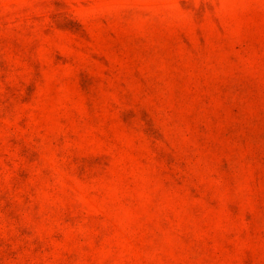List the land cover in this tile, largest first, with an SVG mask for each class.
<instances>
[{"label": "rangeland", "instance_id": "rangeland-1", "mask_svg": "<svg viewBox=\"0 0 264 264\" xmlns=\"http://www.w3.org/2000/svg\"><path fill=\"white\" fill-rule=\"evenodd\" d=\"M0 264H264V0H0Z\"/></svg>", "mask_w": 264, "mask_h": 264}]
</instances>
